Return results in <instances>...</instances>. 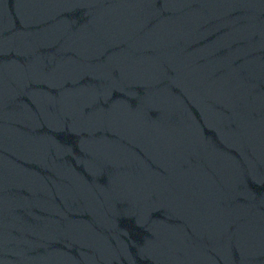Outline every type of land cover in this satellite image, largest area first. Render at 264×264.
I'll return each instance as SVG.
<instances>
[{
	"label": "water",
	"instance_id": "obj_1",
	"mask_svg": "<svg viewBox=\"0 0 264 264\" xmlns=\"http://www.w3.org/2000/svg\"><path fill=\"white\" fill-rule=\"evenodd\" d=\"M0 264H264V0H0Z\"/></svg>",
	"mask_w": 264,
	"mask_h": 264
}]
</instances>
